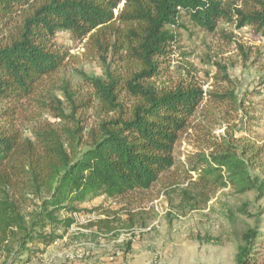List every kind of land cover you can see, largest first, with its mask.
Instances as JSON below:
<instances>
[{"label":"trees","instance_id":"16d2710c","mask_svg":"<svg viewBox=\"0 0 264 264\" xmlns=\"http://www.w3.org/2000/svg\"><path fill=\"white\" fill-rule=\"evenodd\" d=\"M221 23L264 37V0H0V253L8 264H31L51 248L58 231L76 225L79 205L148 192L173 170L200 196L230 187L264 198L263 148L232 141L229 128L215 135L230 121L226 109L242 108L235 93L169 79L182 33L214 34ZM63 34L105 62L103 79L82 74L88 98L78 102L70 82L51 79L71 58L57 42ZM221 73L216 79L231 83ZM32 108L24 133L18 125ZM115 223L92 227L114 233ZM258 237L244 235L238 264H254Z\"/></svg>","mask_w":264,"mask_h":264},{"label":"rangeland","instance_id":"374dc122","mask_svg":"<svg viewBox=\"0 0 264 264\" xmlns=\"http://www.w3.org/2000/svg\"><path fill=\"white\" fill-rule=\"evenodd\" d=\"M194 32L192 36L182 33L169 79L194 78L207 92L233 91L242 108L239 112L226 109L230 121L223 122L215 135L226 138L224 130L229 128L232 141L264 150V37L252 28L236 30L225 23L214 34ZM57 42L70 51L71 58L51 79L59 87L70 82L78 93L77 102L88 98L82 74L103 79L105 62L65 34ZM221 71L227 72L231 83L216 79L221 78ZM55 96L69 114L70 105L62 92L56 91ZM34 111L21 117L18 128L24 133L34 126ZM44 120L54 122L48 116ZM197 134L192 132L186 139ZM256 174L264 179V171ZM78 208L84 212L76 225L66 233L58 231L59 240L31 264H238L243 237L253 229L259 237L252 261L264 264V198L239 194L230 187L200 196L178 170L163 176L148 192L118 200L101 197ZM100 220L116 221L117 231L106 233L92 227ZM0 264H8L1 253Z\"/></svg>","mask_w":264,"mask_h":264},{"label":"built area","instance_id":"2783aa9c","mask_svg":"<svg viewBox=\"0 0 264 264\" xmlns=\"http://www.w3.org/2000/svg\"><path fill=\"white\" fill-rule=\"evenodd\" d=\"M74 218L76 221H78V219H79L78 215H75Z\"/></svg>","mask_w":264,"mask_h":264},{"label":"crops","instance_id":"0c3cea01","mask_svg":"<svg viewBox=\"0 0 264 264\" xmlns=\"http://www.w3.org/2000/svg\"><path fill=\"white\" fill-rule=\"evenodd\" d=\"M47 250H48V249H47ZM47 250H46V251H47Z\"/></svg>","mask_w":264,"mask_h":264}]
</instances>
